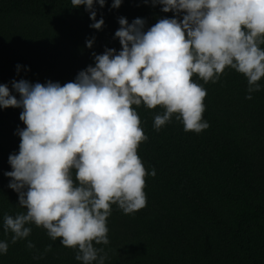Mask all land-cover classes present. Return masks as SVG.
<instances>
[{
	"label": "clouds",
	"instance_id": "clouds-1",
	"mask_svg": "<svg viewBox=\"0 0 264 264\" xmlns=\"http://www.w3.org/2000/svg\"><path fill=\"white\" fill-rule=\"evenodd\" d=\"M123 0H112L118 9ZM171 17L146 20L118 18L114 33L120 49L92 54L93 64L61 85L20 79L0 84V109H21L18 151L8 156L7 185L24 209L5 213L0 256L9 244L26 240L32 227L50 240L72 249L79 264H105L109 244L107 220L116 206L132 215L146 206V170L138 156L148 137L136 108H160L153 117L159 131L173 118L185 132L199 134L209 125L203 119L206 89L193 80L217 83L225 69L241 74L246 100L261 91L264 78V0H144ZM83 6L100 31L97 6L106 0H70ZM94 37L85 41L92 48ZM27 70V69H25ZM19 74L20 65H16ZM26 248L35 250L31 240ZM52 250L49 244L44 254ZM42 259L43 254L34 256Z\"/></svg>",
	"mask_w": 264,
	"mask_h": 264
},
{
	"label": "trees",
	"instance_id": "trees-1",
	"mask_svg": "<svg viewBox=\"0 0 264 264\" xmlns=\"http://www.w3.org/2000/svg\"><path fill=\"white\" fill-rule=\"evenodd\" d=\"M97 6L102 30L89 27L83 6L70 0H0V84L46 81L63 85L93 64L92 54L120 49L114 33L118 18L146 20V27L171 13L123 0L111 9ZM94 37L92 48L85 41ZM16 65H20L17 74ZM27 69V70H25ZM193 80L207 92L203 119L209 127L185 132L175 118L159 131L153 117L162 110L136 108L148 139L137 153L146 170V206L124 215L116 206L107 220L105 264H264V78L261 91L246 100L245 78L225 69L217 83ZM21 109H0V222L5 213L24 211L7 187L8 156L18 151ZM26 240L9 244L0 264H79L74 251L52 241L34 225ZM0 227V240H10ZM27 240L35 250L26 248ZM52 250L44 254L45 246ZM43 254L42 259L34 256Z\"/></svg>",
	"mask_w": 264,
	"mask_h": 264
}]
</instances>
